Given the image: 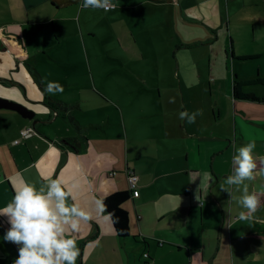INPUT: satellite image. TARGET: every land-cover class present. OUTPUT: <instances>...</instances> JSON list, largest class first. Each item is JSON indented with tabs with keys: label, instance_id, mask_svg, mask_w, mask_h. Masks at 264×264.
Wrapping results in <instances>:
<instances>
[{
	"label": "crops",
	"instance_id": "0c3cea01",
	"mask_svg": "<svg viewBox=\"0 0 264 264\" xmlns=\"http://www.w3.org/2000/svg\"><path fill=\"white\" fill-rule=\"evenodd\" d=\"M82 2L0 0V96L37 120L0 108V208L24 183L56 179L91 216L69 232L77 264H264V196L256 219L240 221L246 210L221 190L237 148L255 141L258 167L264 157V0ZM29 51L40 82L38 63L59 69L46 84L63 92L43 97L13 78ZM247 81L256 99L234 96ZM197 109L194 124L179 118ZM27 126L36 133L22 137ZM246 183L258 193L264 178ZM115 191L131 193L126 237L95 203ZM9 226L0 216V264L18 254L3 241Z\"/></svg>",
	"mask_w": 264,
	"mask_h": 264
},
{
	"label": "clouds",
	"instance_id": "9594fccd",
	"mask_svg": "<svg viewBox=\"0 0 264 264\" xmlns=\"http://www.w3.org/2000/svg\"><path fill=\"white\" fill-rule=\"evenodd\" d=\"M81 7L84 9H103L109 11L115 8L112 0H83ZM44 92L55 95L63 92V87L54 82L46 84ZM174 103V98H170ZM203 115L202 109L189 112H180L179 118L187 124H194L198 116ZM256 148L255 141H250L236 149L232 157V174L223 181L221 190L228 193L231 199L246 211L239 213L240 221H253L255 213L261 205V196H264V185L260 186L258 193H249L248 183L257 177L264 178V157L260 158L258 167L253 152ZM130 179H137L132 177ZM212 177L209 174V180ZM242 190V195L235 197L232 189ZM72 190L65 189L62 182L50 179L46 184L37 189L36 186L24 183L15 190L10 202L0 208V216L7 217L10 225L3 235V241L17 247V256L13 264H77L80 249L76 239L69 232H77L81 222L91 220L89 213L78 205L69 203ZM107 199L96 200V207L105 221L110 222L113 230L118 223L114 212H109ZM98 244V242H97Z\"/></svg>",
	"mask_w": 264,
	"mask_h": 264
},
{
	"label": "trees",
	"instance_id": "16d2710c",
	"mask_svg": "<svg viewBox=\"0 0 264 264\" xmlns=\"http://www.w3.org/2000/svg\"><path fill=\"white\" fill-rule=\"evenodd\" d=\"M240 58H246V56L240 57ZM260 82L259 79H254V82ZM263 81V80H261ZM247 82H235L233 90H234V96L235 97H241V98H252L256 99V97L243 93L241 91V87L244 84L249 83ZM253 83V82H250ZM47 103L56 111H60L61 105L58 101H47ZM131 196V193L129 191H115L108 195H106L107 199L104 201L107 204V208L109 212H114L115 216L118 217V223L114 225L116 229V233L120 237H126L129 235L130 232V225H129V216L127 210L123 207V203L128 200ZM104 198V197H103ZM102 198V199H103Z\"/></svg>",
	"mask_w": 264,
	"mask_h": 264
},
{
	"label": "rangeland",
	"instance_id": "374dc122",
	"mask_svg": "<svg viewBox=\"0 0 264 264\" xmlns=\"http://www.w3.org/2000/svg\"><path fill=\"white\" fill-rule=\"evenodd\" d=\"M23 52H25V51L24 50L21 51V53H23ZM36 55L37 54L30 53V51H29L26 58L20 60L21 69L20 70L14 69V71L12 72L13 76H14L13 78L20 79V80L24 81V83L27 84L29 87L32 86L34 91H39L42 94H44L43 89H45V87H46L47 78H49V77L54 78V76H58L59 75V69L51 68L48 65H46V63H43V62H41L40 64L38 63L37 64L38 69L36 68V70L38 72L41 71L40 74L43 77V79H42L43 81L40 82L41 79H39L37 77V75L33 72V68H35L34 66L36 64L35 61H33V60L38 58ZM12 66L15 68L16 67L15 63ZM83 70H84V67H83ZM7 74H8V76H11V72H8ZM50 82H52V81H50ZM43 97H46L45 94L43 95ZM12 113H16V112L12 111ZM161 242H163V241L161 240ZM144 256H146V255L144 254Z\"/></svg>",
	"mask_w": 264,
	"mask_h": 264
},
{
	"label": "water",
	"instance_id": "95a60500",
	"mask_svg": "<svg viewBox=\"0 0 264 264\" xmlns=\"http://www.w3.org/2000/svg\"><path fill=\"white\" fill-rule=\"evenodd\" d=\"M0 108L10 109L18 112L22 117L32 120L33 126L37 122V120L34 119L35 112L18 101L10 100L0 96Z\"/></svg>",
	"mask_w": 264,
	"mask_h": 264
},
{
	"label": "built area",
	"instance_id": "2783aa9c",
	"mask_svg": "<svg viewBox=\"0 0 264 264\" xmlns=\"http://www.w3.org/2000/svg\"><path fill=\"white\" fill-rule=\"evenodd\" d=\"M35 133L36 131L32 126H27L20 130V135L22 137H29ZM126 177H127L128 185L130 189H132V197H137L139 194L138 189H137L138 175L133 170H128ZM132 177H135L137 179H130Z\"/></svg>",
	"mask_w": 264,
	"mask_h": 264
}]
</instances>
